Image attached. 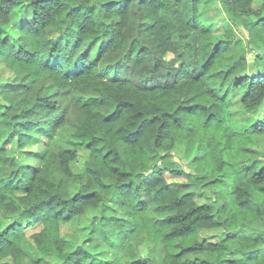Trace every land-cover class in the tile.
I'll return each instance as SVG.
<instances>
[{"label":"trees","instance_id":"1","mask_svg":"<svg viewBox=\"0 0 264 264\" xmlns=\"http://www.w3.org/2000/svg\"><path fill=\"white\" fill-rule=\"evenodd\" d=\"M218 5L264 68V2L0 0V264H264V69Z\"/></svg>","mask_w":264,"mask_h":264},{"label":"rangeland","instance_id":"2","mask_svg":"<svg viewBox=\"0 0 264 264\" xmlns=\"http://www.w3.org/2000/svg\"><path fill=\"white\" fill-rule=\"evenodd\" d=\"M263 2H264V0H254V6L256 8H259ZM207 14H208V16L206 17V19L208 21L211 20L212 22L217 23L220 34H223V26H222L221 22H224L230 26L233 33L235 34V38L237 40L242 41L244 47H246L245 49H246V54H247L246 59L248 62V71L249 72L263 71L264 68L259 67V65L256 64V62H255V57H256L255 53L247 47L248 34H247L246 30L244 29V27L242 26V22L238 18L233 17L232 15L228 14L227 11H225V9H223V7L221 5H218L215 8L209 10V13H207ZM240 51L241 50L239 49L238 52L240 53ZM8 75L9 74H7V73L4 74V78L6 76L8 77ZM263 111H264V105H263ZM121 149H122V147H121ZM176 153L182 156V160H180V161L182 163H184L185 168L189 171L190 167L188 166V163L190 162L192 155L186 156L185 153H183V147H181L180 151L178 150ZM85 159L86 158L84 157V153H81L80 157L78 159V162H77V166H78L79 170L82 167L83 163L85 162ZM52 176L62 184L63 191L65 193H73L74 194L81 187V184H83L82 182H75L73 179L67 178L64 174H62L61 168L58 164L52 170ZM106 197H109V195H107ZM230 201H231V198H230ZM91 218H92V215H91ZM91 218L88 219L87 222L90 221ZM99 221H100V218L97 219V222H99ZM261 226L264 228V221H261ZM87 229H90V228H86V230ZM72 231L73 232L74 231H81L80 229H78V223H75V224L73 223V224H68V225L62 226V230H61L60 234L62 237H64V236H67V234L68 235L72 234L73 233ZM86 233H82L84 237L83 236L81 237L80 243H87L88 246H94L96 244L95 242H93L95 240V237L92 236L91 241H90V240L86 239V235H87ZM92 239H94V240H92ZM113 239L117 240L118 238L113 236ZM114 245H115V243H114ZM114 245H113V248L111 249L110 256H114L117 249H118V247H114ZM149 246L152 247V244L149 241L141 242L139 244V248L142 250V254H145L147 252ZM103 248H104V246L101 248V250H103ZM157 255H159V254L157 253ZM149 263L150 264H161V263H163L162 257H158L157 259L151 258V259H149Z\"/></svg>","mask_w":264,"mask_h":264}]
</instances>
